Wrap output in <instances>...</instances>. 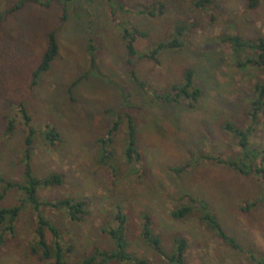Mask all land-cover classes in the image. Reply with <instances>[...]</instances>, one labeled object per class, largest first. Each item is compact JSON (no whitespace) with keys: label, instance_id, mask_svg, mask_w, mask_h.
<instances>
[{"label":"rangeland","instance_id":"1","mask_svg":"<svg viewBox=\"0 0 264 264\" xmlns=\"http://www.w3.org/2000/svg\"><path fill=\"white\" fill-rule=\"evenodd\" d=\"M20 1L0 0V12L5 14ZM248 4V0H212L203 8L192 0L113 4L73 0L68 5L40 0L27 3L4 20L0 28V177L23 180L29 132L21 107L34 128L58 129L62 142L55 146L42 141L37 131L31 165L41 179L52 173L63 176L61 186L39 190L42 202L74 198L87 203V214L77 222L65 211L43 208L60 228L65 249L70 248L65 264H80L95 247L114 251L115 245L103 230L118 227V211L126 216L129 251L151 264L167 263L141 238L145 213L153 218L154 232L167 249L172 248L175 236L187 240V264H257L250 260V250L256 258H264V204L259 202L264 193L262 177L254 172L243 175L205 158L227 159L242 151L224 125L250 126L249 101L255 84L264 82L263 69L237 68L232 48L223 40L232 35L244 40L264 38V0L255 9ZM65 8L67 18L62 24ZM147 10L157 15L151 16ZM119 23L145 34L135 41L140 52L173 39L180 27L186 28L185 46L163 52L159 64L132 58L131 67ZM51 32L56 33L59 54L34 84L33 73L47 51ZM91 37L97 47L95 69L90 67L87 53ZM131 69L154 92L163 94L175 84L183 85L184 73L192 69L203 96L192 109L185 102H154L130 78ZM80 77L87 79L70 91ZM122 90L136 96L142 107L134 111L142 159L131 163L125 157L127 134L123 128L115 144L119 168L115 174L99 163L98 141L117 120ZM13 119L15 128L7 135ZM250 141L264 148V115ZM3 190L0 183V193ZM22 197L18 189H10L0 208L19 205ZM190 198L205 200L241 248L235 250L220 241L200 221L199 210L182 220L171 218L172 211L190 205ZM16 227L17 235L0 250V264H48L31 253L36 213L24 207ZM48 240H52L50 235Z\"/></svg>","mask_w":264,"mask_h":264},{"label":"trees","instance_id":"2","mask_svg":"<svg viewBox=\"0 0 264 264\" xmlns=\"http://www.w3.org/2000/svg\"><path fill=\"white\" fill-rule=\"evenodd\" d=\"M40 1V0H39ZM38 0H22L14 7L7 10L5 14L0 12V28L4 20L12 13L23 8L27 3L39 2ZM73 0H59L64 5H68ZM113 4L126 0H106ZM196 7H208L211 5L212 0H192ZM248 6L250 9H255L260 0H248ZM49 7V4L42 3ZM124 10V8H123ZM145 11V10H143ZM152 16L157 14L156 11L147 10ZM67 11L64 9V15L62 16V24L66 21ZM122 29L121 38L125 42L127 60L129 65H133L132 58H137L141 61H151L155 64L160 63V55L163 52L174 49H181L185 46V42L182 41L184 27L176 28L173 39L167 41L158 42L153 49H149L146 52H140L135 47V41L138 36H145L144 33L135 29V26H125L123 23H119ZM48 48L45 52L42 62L33 73V83L37 84L39 78L46 72H48L52 63L59 54V45L55 32H51L48 35ZM223 40L230 44L232 48V59L234 64L240 70H247L248 68L263 69L264 70V38L258 37L255 40H244L239 35L226 36ZM87 53L89 58L90 67L95 69L96 66V54L97 47L93 37L88 40ZM130 78L139 89L152 97L154 102H162L167 105L180 104L185 102L187 108H196L197 104L203 96V89L196 84V77L192 69H188L184 73L185 83L183 85H173L166 93L154 92L147 81H143L137 73L131 69ZM84 77H80L75 80L71 86L70 91L78 86L81 82L86 80ZM136 96L131 93L122 90V107L120 109L117 120L112 122L108 133L105 138L98 141L99 143V163L104 168L113 171L118 174V159L116 157V139L120 135L123 128L126 129L127 139L125 142L124 154L129 162L135 163L142 159V154L138 150V136L137 125L134 116V111L141 110L142 107L137 101H134ZM22 117L25 119L26 127L28 128V137L26 139V147L24 150V172L23 180L21 182L6 181L0 177V183L3 184L4 190L0 193V201L5 198V195L10 189H18L22 193V199L19 205L12 207L0 208V250H2L9 241L10 237L17 235V223L21 216L22 209L29 207L37 215V227L35 230L36 241L32 245L31 253L39 257V259L48 264H65V257L67 251L63 244V238L60 228L48 218L43 211V208H51L53 210L62 212L65 211L68 217L77 222L81 221L82 217L87 214L85 200L66 198L57 201H45L42 202L39 198V190L43 187H57L61 186L64 182L63 176L58 173H52L44 178H39L34 174L31 165L32 146L37 135V131L42 136V141L46 140L51 146H55L62 142L60 132L56 127L47 126L45 130L40 131L31 125V117L27 114L25 107H21ZM264 115V82H258L254 87V96L249 101V111L247 113L248 118L251 120L250 126L247 128L237 127L231 122H227L224 125V130L238 140V145L241 148V152L235 154L233 157L227 159L214 158L207 155L205 158L213 160L217 164H221L243 175H251V173H257L262 177L264 182V148L254 144L250 141L254 128L259 125L261 116ZM16 120L13 119L7 126L6 134H11L15 128ZM264 204V193L261 201ZM259 203L248 205V209H253ZM196 210L200 212V221L211 231L220 241L230 246L232 249H240L238 241L227 234L224 230L222 223L214 211L209 207L208 203L203 199L190 198V205L181 206L170 213L171 218L176 220H182L187 218ZM116 219L119 222L117 228H107L103 231L110 237L111 242L115 245V250H101V248L95 247L91 254L86 256L80 264H151L147 259L138 258L135 254L129 251L131 243L126 235V216L117 212ZM141 238L143 242L153 249L155 253L160 255L167 264H187L186 252L188 248V242L184 237L175 236L173 238L172 248L167 249L163 245V240L159 235L154 232V220L150 214L145 213L143 216ZM48 235L52 240H48ZM51 242V243H50ZM250 260L257 264H264V258L258 259L255 257L253 250L249 253ZM52 262V263H51Z\"/></svg>","mask_w":264,"mask_h":264}]
</instances>
